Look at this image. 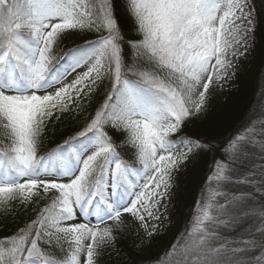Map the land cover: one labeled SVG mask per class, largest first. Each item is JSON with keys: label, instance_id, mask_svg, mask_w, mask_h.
Returning a JSON list of instances; mask_svg holds the SVG:
<instances>
[{"label": "rangeland", "instance_id": "374dc122", "mask_svg": "<svg viewBox=\"0 0 264 264\" xmlns=\"http://www.w3.org/2000/svg\"><path fill=\"white\" fill-rule=\"evenodd\" d=\"M106 8V0H0V137L9 145L0 155V217L50 193H57L61 213L8 229L9 237L0 236V264H59L44 257L50 236L71 248L63 264L108 263L114 237L138 247L167 187L165 168L180 147L162 145L164 124L182 122L183 112L160 67L180 50L178 68L194 81L186 94L217 102L233 85V62L256 59L264 40L244 0H168L157 11L164 43L144 45V55L129 62L145 83L139 102L132 86L114 94L123 79ZM183 19L202 27V51L188 54L175 46ZM74 45L86 49L75 56L67 49ZM76 115H84L82 126L92 134L86 145L38 163L46 132ZM262 133L249 127L242 135L264 157ZM203 218L208 223V211ZM198 223L177 264H213L214 251L225 246H216L213 232Z\"/></svg>", "mask_w": 264, "mask_h": 264}, {"label": "trees", "instance_id": "16d2710c", "mask_svg": "<svg viewBox=\"0 0 264 264\" xmlns=\"http://www.w3.org/2000/svg\"><path fill=\"white\" fill-rule=\"evenodd\" d=\"M244 1L256 33L264 38V0ZM167 2L106 0V10L115 27L114 43L119 49L123 79L114 94L132 86L137 90L134 98L139 100L138 91L145 83L129 69V62L144 55V45L159 48L164 43L157 25V11ZM89 14L95 19L94 11ZM178 30L177 48L184 47L188 54L202 51L207 36L194 19H183ZM69 48L79 56L86 46ZM260 49V55L254 60L233 62V85L217 102L207 103L196 91H191L189 96L186 94L194 81L178 68V60L182 57L180 50L171 57L169 65L160 67L162 80L179 94L183 112L182 122L171 118L164 124L166 133L162 135V145L164 148L171 144L180 147L165 168L167 187L158 211L151 217L145 238L134 247L114 237V256L105 264H177L178 254L193 240L200 220L204 228L213 232L216 246L225 245L214 251L213 264H264V196L261 192L264 189V157L256 145L242 135L249 127L256 132L264 128L263 39ZM58 64L57 60L53 61V67ZM83 116L61 119L46 132L38 163L43 158L71 154L86 145L92 134L84 130ZM165 141L168 143L164 145ZM6 146L9 147L0 137V155L6 154ZM56 194L34 198L27 209L21 207L0 217V236L9 237L8 229L24 228L39 217H60ZM206 211L209 212L208 223L203 218ZM261 221L263 226H260ZM44 244V257L48 262L63 264V258L69 260L71 248L66 241L50 236Z\"/></svg>", "mask_w": 264, "mask_h": 264}, {"label": "bare ground", "instance_id": "6f19581e", "mask_svg": "<svg viewBox=\"0 0 264 264\" xmlns=\"http://www.w3.org/2000/svg\"><path fill=\"white\" fill-rule=\"evenodd\" d=\"M75 227L77 226H81L82 224L81 223H76V224H73Z\"/></svg>", "mask_w": 264, "mask_h": 264}]
</instances>
